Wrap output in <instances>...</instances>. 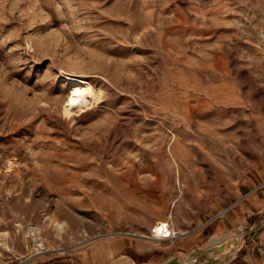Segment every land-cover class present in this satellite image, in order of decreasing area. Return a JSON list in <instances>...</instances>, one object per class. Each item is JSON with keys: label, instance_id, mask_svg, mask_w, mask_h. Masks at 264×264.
Listing matches in <instances>:
<instances>
[{"label": "rangeland", "instance_id": "obj_1", "mask_svg": "<svg viewBox=\"0 0 264 264\" xmlns=\"http://www.w3.org/2000/svg\"><path fill=\"white\" fill-rule=\"evenodd\" d=\"M263 173L264 0H0V264H264Z\"/></svg>", "mask_w": 264, "mask_h": 264}, {"label": "bare ground", "instance_id": "obj_2", "mask_svg": "<svg viewBox=\"0 0 264 264\" xmlns=\"http://www.w3.org/2000/svg\"><path fill=\"white\" fill-rule=\"evenodd\" d=\"M68 80L73 83V96L69 100H66L64 114L66 116H70L73 113L78 111H84L86 107H88L91 103H95L100 98V91L97 90L93 84L89 82L85 77L80 76H67ZM157 228L152 232L154 235L159 236L162 239H166V236H162L163 234L171 232L166 226L164 222L158 223ZM28 228V227H27ZM60 228V227H59ZM27 232L31 233V235L35 236V229L29 227ZM32 237V238H33ZM240 235L232 234L226 235L219 245L213 246L211 248L202 247L186 255V259L181 264H192L194 260L203 259L207 257H219L222 253L230 247V245H234ZM158 238V237H157ZM155 238V239H157ZM168 239V238H167ZM40 242V240L38 241ZM234 248V247H233ZM169 264L176 263V260H166ZM112 264V263H111ZM116 264V263H115Z\"/></svg>", "mask_w": 264, "mask_h": 264}, {"label": "crops", "instance_id": "obj_3", "mask_svg": "<svg viewBox=\"0 0 264 264\" xmlns=\"http://www.w3.org/2000/svg\"><path fill=\"white\" fill-rule=\"evenodd\" d=\"M256 181H257V184H255L253 186L255 188L253 190H249L247 193H245L243 195V199H242V200L248 201V206L251 209V211H252V209L257 211L259 209L264 208V173H263V176L261 177V181H258V180H256ZM231 223H232L231 219H229V218L221 219L220 221H218V223L216 225V232L218 231L219 226H220V228L225 229V228H227V225L231 224ZM152 238L164 240V239H162L159 236H156L154 234H153ZM197 242H198L197 237H193V238L188 239L187 236H180V237H177L175 240L176 248L179 250H182V251H188V249H191L194 245H196ZM120 257L126 258V256H120ZM128 261L132 263L131 260L128 259Z\"/></svg>", "mask_w": 264, "mask_h": 264}, {"label": "built area", "instance_id": "obj_4", "mask_svg": "<svg viewBox=\"0 0 264 264\" xmlns=\"http://www.w3.org/2000/svg\"><path fill=\"white\" fill-rule=\"evenodd\" d=\"M162 236H166L168 239L173 240V239H176L179 236V234L176 231H172L166 234L162 233Z\"/></svg>", "mask_w": 264, "mask_h": 264}]
</instances>
